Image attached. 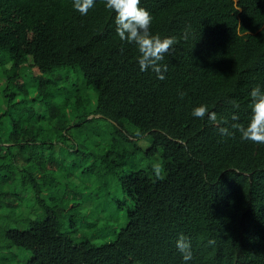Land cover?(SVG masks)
Instances as JSON below:
<instances>
[{
    "label": "trees",
    "instance_id": "1",
    "mask_svg": "<svg viewBox=\"0 0 264 264\" xmlns=\"http://www.w3.org/2000/svg\"><path fill=\"white\" fill-rule=\"evenodd\" d=\"M141 6L153 15V34L177 38L161 62L168 66L163 81L140 72L137 49L116 36L103 0L86 17L71 0H0V209L4 199L17 209L32 190L46 211L24 229L6 230L5 247L30 253L25 264H184L176 248L183 234L191 243L187 264H264V145L241 141L231 127L246 126L249 93L264 86V0H141ZM33 67L44 75L64 70L63 88L82 77L97 107L68 125L61 106L71 103L59 101L58 88L25 82ZM82 101L78 96L76 106ZM200 104L217 119L193 118ZM92 116L114 125L113 148L102 158L106 175L142 152L144 138L145 158L160 155L163 167L159 179L154 164L119 179L133 206L127 225L103 244L77 234L74 224L75 232L66 229V195L62 206H46L42 194L57 162L37 150L55 145L39 144L41 124L62 144L59 134L65 138ZM220 127L235 134L221 136Z\"/></svg>",
    "mask_w": 264,
    "mask_h": 264
},
{
    "label": "rangeland",
    "instance_id": "2",
    "mask_svg": "<svg viewBox=\"0 0 264 264\" xmlns=\"http://www.w3.org/2000/svg\"><path fill=\"white\" fill-rule=\"evenodd\" d=\"M63 72L64 70H58L52 75H44L33 67L27 72L24 80L34 87L43 82L54 89L58 88L56 92L59 93V101L71 103L61 106L66 123L74 125L76 118L84 112L90 114L95 110L98 96L92 89L85 88L82 77L70 81L66 88H63V82L58 81ZM78 96L82 98L83 105L76 106ZM36 106L42 109L39 104ZM90 119L82 127L71 129L65 138L59 134L62 144H57L56 138L50 139L56 133L47 123L41 124L42 133L39 144L54 141L55 145L46 147L40 145L37 146V150L52 155L57 162L55 170L49 173V182L45 183L42 194L46 206L49 208L62 206V198L66 195L69 200L64 203V206L67 207L70 204L63 217L66 221V229L74 231L75 229L71 226L74 224L78 228L77 234L88 232L94 243L103 244L114 240L116 233L127 225V212L133 206L123 192L119 179L140 167L145 169L151 164H162V158L160 155L150 160L145 158L143 151H146L150 141L144 138L138 142L142 152H131L123 170L113 175H106L102 158L113 148L114 125L100 117L94 119L92 116ZM129 129L136 131L134 127ZM28 192L25 196L21 195L23 201L21 200L17 209L9 208L6 199L3 202L5 207L0 209V252H2L0 264H25L32 258L27 251L18 252L17 248L5 247L6 243L7 245L9 243L2 240V235L9 228L24 229L28 226L30 219L35 220L45 216V207L36 203L37 197L32 190ZM121 201H125L123 207L120 206ZM74 203H77L79 207L73 208ZM76 240L83 239L76 237Z\"/></svg>",
    "mask_w": 264,
    "mask_h": 264
},
{
    "label": "clouds",
    "instance_id": "3",
    "mask_svg": "<svg viewBox=\"0 0 264 264\" xmlns=\"http://www.w3.org/2000/svg\"><path fill=\"white\" fill-rule=\"evenodd\" d=\"M100 0H71L72 10L79 13L81 17H86L89 10L93 9ZM105 10L109 11L113 17L115 34L120 41L134 46L138 51L137 63L140 72L151 70L156 74V79L165 80V73L168 66L162 64L165 55L177 43L175 36L161 37L151 32L153 15L141 6V0H103ZM251 97V118L248 123L241 125L234 123L231 125L239 138L243 142H251L256 145H264V86L256 85L249 93ZM234 108H239V104L233 102ZM191 116L200 120L207 117L208 120L217 119L215 112H209L206 104H200L191 111ZM239 117L234 113L233 121H238ZM221 136H233L235 133L227 127L218 129ZM163 167L156 163L153 165V172L159 179ZM176 248L182 255L184 264L192 260L190 240L181 234L176 240Z\"/></svg>",
    "mask_w": 264,
    "mask_h": 264
}]
</instances>
